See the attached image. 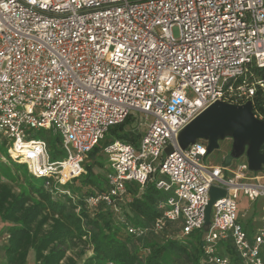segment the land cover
<instances>
[{
	"label": "built area",
	"instance_id": "built-area-1",
	"mask_svg": "<svg viewBox=\"0 0 264 264\" xmlns=\"http://www.w3.org/2000/svg\"><path fill=\"white\" fill-rule=\"evenodd\" d=\"M263 70L264 0H0V138L13 160L55 194L86 174L111 128H146L135 143L104 146L107 190L88 202L114 208L128 183H155L166 194L162 216L129 234L171 222L185 239L204 231L210 189L224 190L202 237L207 264H264V218L246 221L250 235L238 201L264 198V170L250 171L246 156L213 165L207 141L183 150L178 136L216 102H251L264 122ZM41 131L47 139L34 138Z\"/></svg>",
	"mask_w": 264,
	"mask_h": 264
},
{
	"label": "trees",
	"instance_id": "trees-1",
	"mask_svg": "<svg viewBox=\"0 0 264 264\" xmlns=\"http://www.w3.org/2000/svg\"><path fill=\"white\" fill-rule=\"evenodd\" d=\"M260 75L264 79V70L260 71ZM262 101L261 93H259L255 105L261 107ZM129 122L111 128L106 135V140L90 153L89 160L94 161V167L101 170L106 167L107 161L101 152L111 140L120 139L135 143L142 136L140 133L132 132L130 128L127 129ZM47 135L46 131L38 133L41 138L47 139ZM48 142L53 159H58L60 151L57 150L55 153L53 150L59 138L50 137ZM262 153H264V147ZM16 165L22 166V164ZM86 169V174L82 176L85 178L84 184L95 189L84 192L80 189L74 191V199L60 192L52 194L43 183L44 191L43 188L31 187L32 192L37 193L40 199L30 202V197L14 194L12 187L0 180V218L12 224L9 229L8 245L4 247L6 261L0 264H27L31 250L35 252L37 264H61L66 253L62 246H68L67 242L75 244V239L88 244L93 250V257L84 264L105 262L175 264L177 259L192 256H196L194 264H207L202 241L203 230L196 231L182 240L171 237L162 244L146 245L144 249H140L138 244L143 242L142 238L145 235L129 234L130 227L147 229L162 216L160 206L166 201V194L159 191L155 183H150L144 189L134 183H128L125 204L117 203L123 215H120L117 210L115 212L113 207L103 204L100 210L89 212L86 209L87 198L106 191L107 179L106 173L105 175L100 174L98 177L103 179V183H99L92 167L87 165ZM60 197L64 200L61 201ZM28 203L31 204L28 205ZM77 208L80 210L79 213H76ZM245 230L250 235L254 232L250 223L245 224ZM162 233L168 235L172 233L177 237L180 231L174 223L167 222V228ZM147 234L159 235L161 233L149 231ZM222 249L228 252L233 260L237 258L230 242L223 243ZM63 264L76 263L68 259V262Z\"/></svg>",
	"mask_w": 264,
	"mask_h": 264
},
{
	"label": "rangeland",
	"instance_id": "rangeland-1",
	"mask_svg": "<svg viewBox=\"0 0 264 264\" xmlns=\"http://www.w3.org/2000/svg\"><path fill=\"white\" fill-rule=\"evenodd\" d=\"M173 33L175 37H179V29L175 28L173 30ZM129 127H127L128 129ZM146 128L140 127L139 131L140 133H144ZM34 138L38 139L41 138L38 135L34 136ZM231 149H232V140L230 138L225 139L224 141L220 142V148L213 153L209 154L208 161H210L213 165H222V164H229L231 165L232 162L235 164H241L244 158L240 159H233L231 157ZM9 147L5 144V140L0 138V180L3 183H6L10 185L13 189V193L16 195H24L30 197V202H35L40 199L39 195L37 193L32 192L31 187L35 188H43L42 185L44 183L43 180L38 179H32L31 175L29 174L26 166H17L19 165L18 162L13 160V158L10 155ZM94 161L89 160L87 165H90L92 169L94 170L95 176L97 175V181L99 183H103V179L101 177H98V175H105V173L108 172L110 169V166L108 163H106V167L99 169L98 167H94L93 165ZM87 172V169H86ZM84 177H80L76 180H73L71 183L64 186L60 191L61 194H66L71 199H74L73 192L77 190L89 191L94 190V187H88L84 184ZM70 187V188H69ZM44 191V188H43ZM92 197V196H90ZM89 197V198H90ZM86 200V209L89 212H94L97 210H100V206L102 204H89L88 199ZM61 201L64 200L63 197H60ZM239 204H240V215H241V222L243 224L246 223V221H249L253 215L256 217V219L261 220L264 218V198H260L256 202H250L243 194H240L239 197ZM31 203H28L30 205ZM125 204V202L121 203V205ZM105 205V204H103ZM120 207H114L113 210H117L120 215H123L122 212H120ZM76 213H79V208ZM116 212V211H115ZM117 212V213H118ZM255 221V220H254ZM116 223V222H115ZM12 226L9 222H4L0 218V262L6 261V255L4 252V247L8 245V241L10 238L9 235V229ZM46 227H49L46 225ZM127 229V227H126ZM171 235V236H170ZM166 234L161 233L159 235H150L145 234V237L142 238V243H139L138 246L140 249H144V247L147 245H153V244H162L165 242L168 238L173 239H180V233L177 234V237H175L174 234ZM68 246H62V249L66 251L65 258L61 262L63 264L64 262H68V259H72L76 264H84L88 259H91L94 255L93 250L88 244H84L82 242H79L77 239H75V244H72L70 242H67ZM60 247V246H59ZM147 251V250H146ZM48 253V251L46 252ZM148 253V252H147ZM196 259V256H192L190 258H182L177 259L175 261V264H194V260ZM27 264H37L36 258H35V252L34 250H31L29 252L28 258H27ZM103 264H113L110 262H105Z\"/></svg>",
	"mask_w": 264,
	"mask_h": 264
},
{
	"label": "water",
	"instance_id": "water-1",
	"mask_svg": "<svg viewBox=\"0 0 264 264\" xmlns=\"http://www.w3.org/2000/svg\"><path fill=\"white\" fill-rule=\"evenodd\" d=\"M227 138L232 140L233 159L246 156L250 171L259 173L264 170V122L254 117L251 102L241 106L224 102L214 103L179 134L178 143L181 149L185 150L198 140H205L208 142L207 153L211 154L218 150L220 142ZM173 151V147L168 146L162 158L166 159ZM225 196L226 192L222 189H210L204 231H208L210 227L213 205Z\"/></svg>",
	"mask_w": 264,
	"mask_h": 264
}]
</instances>
